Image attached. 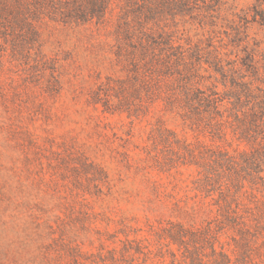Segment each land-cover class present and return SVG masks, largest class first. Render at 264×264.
I'll list each match as a JSON object with an SVG mask.
<instances>
[{
  "label": "rangeland",
  "instance_id": "1",
  "mask_svg": "<svg viewBox=\"0 0 264 264\" xmlns=\"http://www.w3.org/2000/svg\"><path fill=\"white\" fill-rule=\"evenodd\" d=\"M0 264H264V0H0Z\"/></svg>",
  "mask_w": 264,
  "mask_h": 264
}]
</instances>
